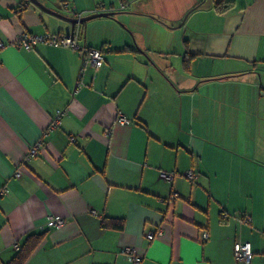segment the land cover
I'll list each match as a JSON object with an SVG mask.
<instances>
[{
  "label": "crops",
  "instance_id": "1",
  "mask_svg": "<svg viewBox=\"0 0 264 264\" xmlns=\"http://www.w3.org/2000/svg\"><path fill=\"white\" fill-rule=\"evenodd\" d=\"M39 1L70 17L99 4L114 13L80 27V43L105 56L80 77L76 51L14 44L71 23L31 0H0V264L33 233L44 238L25 264H135L123 247L139 264H245L237 241L250 244L249 264H264V0H233L223 14L194 0L189 28L158 22L157 48L154 21L131 22L144 0ZM51 215L65 222L51 226ZM104 217L123 229L103 228Z\"/></svg>",
  "mask_w": 264,
  "mask_h": 264
},
{
  "label": "built area",
  "instance_id": "2",
  "mask_svg": "<svg viewBox=\"0 0 264 264\" xmlns=\"http://www.w3.org/2000/svg\"><path fill=\"white\" fill-rule=\"evenodd\" d=\"M63 7L65 9L69 8V5L64 2L62 3ZM106 11L103 4L97 5L92 13L96 12H102ZM75 17L82 16L81 13H73ZM80 23H77L75 26V29L72 33H61V32H45L41 34L29 32V31H23L21 32L15 39L14 44L25 49V50H31L38 44H45L49 46L54 47H65L69 48L73 51H76L81 59L80 63V73L79 76H82V73L85 71V69L88 66L94 67L96 69L99 68L101 63L105 60L104 52L100 47H94L86 45L85 43H80ZM4 46V43L0 41V48ZM81 87V83L78 82L76 86V90ZM66 109H58L56 111L55 116L51 119L49 122L45 133H50L54 131L60 124L62 116L65 114ZM116 121L119 124H126L129 122V119L126 117L125 114L118 112L116 116ZM110 129H106L105 135L109 134ZM41 142H37L36 145H34L27 153L25 159H30L33 157L39 148V145ZM22 174L21 169H17L15 171V176L19 177ZM176 175L175 171H166L161 170L159 173V176L168 182H171ZM185 176L189 179H193L194 173L191 169H189ZM176 196V194H172L171 198L173 199ZM223 217H226V214H222ZM245 220H249V216H244ZM65 222V219L61 215H51L48 217V224L51 226H60ZM161 234V229H157L155 231H149L146 233V238L148 240H153L156 237H158ZM208 236L207 232L203 233V237L206 238ZM16 246V245H15ZM17 247V246H16ZM122 253L130 258L135 264L140 263V256L135 252V250L131 247H123ZM233 255L236 261L249 264L250 258L253 255V251L250 247V244L248 242H235L233 245Z\"/></svg>",
  "mask_w": 264,
  "mask_h": 264
},
{
  "label": "rangeland",
  "instance_id": "3",
  "mask_svg": "<svg viewBox=\"0 0 264 264\" xmlns=\"http://www.w3.org/2000/svg\"><path fill=\"white\" fill-rule=\"evenodd\" d=\"M194 0H144L143 3H136L134 8H137L138 5L141 6L144 15H134L132 16V24L137 26L138 28L144 27V24L149 26L147 23H150V19L152 23V47L157 48L158 45V39H157V34L161 31V24H158V22H162L163 25H166L167 27H171L169 24H167L165 20H168L170 23L178 21V25L176 26H181L182 24L185 23V20L188 17L189 11L195 8V5H192V7H189V4H192ZM154 19V20H153ZM191 19V18H190ZM188 19L187 23L184 24V26H181L183 29L186 27L189 28V26L192 24V19L190 21ZM175 20V21H174ZM150 27V26H149ZM175 28L172 31L178 32L179 29L181 28ZM157 33V34H156Z\"/></svg>",
  "mask_w": 264,
  "mask_h": 264
},
{
  "label": "trees",
  "instance_id": "4",
  "mask_svg": "<svg viewBox=\"0 0 264 264\" xmlns=\"http://www.w3.org/2000/svg\"><path fill=\"white\" fill-rule=\"evenodd\" d=\"M213 8L215 12L223 14L234 6L233 0H213ZM80 27L84 23H80ZM81 31V30H80ZM190 58L185 56L183 65L185 69L189 68ZM103 228H111L122 230L124 227V220L122 218L104 217L101 220ZM44 238V233H33L27 236L24 243L18 249L17 253L6 264H25L30 256L37 250Z\"/></svg>",
  "mask_w": 264,
  "mask_h": 264
},
{
  "label": "water",
  "instance_id": "5",
  "mask_svg": "<svg viewBox=\"0 0 264 264\" xmlns=\"http://www.w3.org/2000/svg\"><path fill=\"white\" fill-rule=\"evenodd\" d=\"M33 3H35L37 6H39L41 9L48 11L66 21H68L69 23H71V31L69 33H72L73 30L75 29V26L77 23H85L90 19L93 18H97V17H107V16H111L113 15L114 12H110V11H102V12H96V13H91L89 15H84V16H80V17H70L64 14H61L59 12H56L48 7H46L41 1L39 0H31Z\"/></svg>",
  "mask_w": 264,
  "mask_h": 264
}]
</instances>
